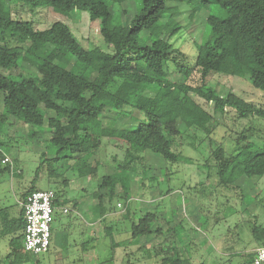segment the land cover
I'll return each mask as SVG.
<instances>
[{"label": "trees", "instance_id": "1", "mask_svg": "<svg viewBox=\"0 0 264 264\" xmlns=\"http://www.w3.org/2000/svg\"><path fill=\"white\" fill-rule=\"evenodd\" d=\"M116 1L126 0H0V70L4 71L0 73L3 103L0 125L8 116L24 126L46 125L48 147L53 155L40 160L35 178L45 173L47 181L55 183L47 188L54 193V215L60 206L76 209V201L66 198L64 187L68 180L57 171L62 159H71L78 175L96 182L98 207L94 219L104 220L118 201L123 202L122 219L135 217L130 211V173L140 176L144 185L145 180L152 181L160 175L151 170V156L164 164L186 163L189 159L174 150L175 138L190 128L203 131L209 138L214 131L213 116L191 95L211 102L214 112H231L236 119L264 117L263 108L233 92L218 94L205 83L212 72L243 77L264 96V0H215L225 11V17L207 16L208 38L198 45L191 68L174 63L185 81L193 69H198L202 82L199 86L170 77L168 65L171 54L177 50L168 41L157 38L143 45L138 41L142 30L154 29L166 0H138L137 13L124 26L113 23L109 2ZM186 2L198 10L209 0ZM13 3L26 4L30 10L48 7L66 14L86 12L89 21L100 20V32L113 50L108 52L96 45L84 47L62 21L38 28L37 22L12 15ZM34 44L37 46L32 51L30 47ZM76 63L83 65L80 73L72 69ZM127 108L143 116L135 126L118 125L122 112H129ZM46 111L54 114L46 116ZM27 133L30 138L39 135L33 129ZM103 138L122 142L124 156L111 170L105 169L98 176ZM2 147L0 141V176L11 173L10 164L2 162ZM209 158L213 159L210 167L216 170L218 185L225 189H234L242 175L249 178L264 175V143L255 141L251 134L240 132L231 151L217 144ZM168 175V170L162 173L166 179ZM34 190L38 189L30 186L24 191L20 203H16V216L9 207H0V233L8 231L14 235L9 241L7 259L17 251L13 241L23 240L21 203ZM234 192L243 200L239 189ZM71 201L72 206H67ZM154 219L153 212L139 214L136 220L132 218L126 243L159 234L160 227L152 225ZM254 228L255 224L252 232ZM111 247L114 250V244ZM144 247L148 249L149 245ZM155 254H162V264H180L178 247L172 244L164 249L159 247ZM254 256V252L247 255L250 264ZM9 264L16 263L9 261Z\"/></svg>", "mask_w": 264, "mask_h": 264}, {"label": "rangeland", "instance_id": "2", "mask_svg": "<svg viewBox=\"0 0 264 264\" xmlns=\"http://www.w3.org/2000/svg\"><path fill=\"white\" fill-rule=\"evenodd\" d=\"M109 7L113 23L124 26L137 13L140 3L138 0L116 1L109 2ZM12 10V15L16 17L37 22L38 28H45L53 21H62L84 47L96 45L108 52L113 50L100 32V20L89 21L86 12L66 14L48 7L30 10L26 4L21 3H13ZM209 14L219 18L226 15L215 0H209L207 5L198 10H193L186 0H166L165 9L154 29L142 30L138 34V41L141 45L157 38L168 41L177 50L171 54L168 65L170 77L185 81L174 63L189 68L193 66L198 45L208 38L206 18ZM36 46L32 45L30 50L33 51ZM72 69L80 73L83 65L76 63ZM3 72L0 70V73ZM185 82L199 86L202 82L198 69H193ZM205 83L218 94L233 92L264 109L262 92L253 87L247 78L212 72L206 77ZM191 96L213 116L214 131L210 138L203 131L190 128L175 138L173 146L175 151L189 161L164 164L157 157L151 156V170H157L160 175L157 174L152 181L145 180L144 185L141 184L140 176L130 173V211L135 216L130 218L136 220L139 214L153 212L155 219L152 225L154 228L160 227L159 234L153 233L133 241L129 239L132 243H126L130 238L131 219L121 218L122 201H118L121 206L116 203L114 210L104 220H99L95 226L89 225L98 207L96 182L90 177L78 175L73 160L62 159L57 165V171L68 180L64 187L66 198L76 201L74 210L78 214L56 212L52 223L55 237L49 250L40 255L24 252L23 240L15 239L13 246L17 251L7 259L5 256L10 253L9 241L14 235L2 231L0 264H9V261L16 264H162V254L156 255L155 251L170 244L178 247L180 264H250L247 255L264 245V175L261 178L242 175L234 189H225L218 185L216 170L210 167L213 159H208V156L217 144L231 151L240 132L251 134L255 141L264 143V117L236 119L231 112H214L211 102L196 95ZM128 110L122 112L118 125L129 123L135 126L143 118L140 112ZM2 111L0 96V113ZM52 114L54 112L46 111V116ZM179 127L184 130L182 125ZM29 129L39 132L38 137L30 138L27 133ZM48 136L46 125L24 126L11 116L0 125L2 150L14 165L13 173L5 172L0 176V207H9L14 216L18 210L16 203L30 186L38 190L55 186V183L47 181L45 173L35 178L40 160L53 155L48 147ZM102 140L105 145L100 151L98 176L103 175L105 169L111 170L124 156L123 143L118 139ZM167 170L169 175L166 179L162 173ZM235 188L239 189L243 200L239 199V194H235ZM72 202L67 206L71 207ZM69 220H72L71 225L64 226V222ZM254 224L255 230L252 232ZM87 227L91 228L92 240L84 234ZM117 242L122 243L117 245ZM146 244L149 245L148 249L144 247ZM260 264H264V261Z\"/></svg>", "mask_w": 264, "mask_h": 264}, {"label": "built area", "instance_id": "3", "mask_svg": "<svg viewBox=\"0 0 264 264\" xmlns=\"http://www.w3.org/2000/svg\"><path fill=\"white\" fill-rule=\"evenodd\" d=\"M2 162H7L11 166L13 173L12 160L5 155ZM54 193L52 190H34L29 193L24 202L21 203L24 210L23 226V251L33 255H40L48 251L51 242V224L54 220L52 200ZM20 203V201H18ZM120 204H118L119 206ZM61 214L69 212L75 213L76 210L66 206L58 207ZM255 256L251 264H260L264 261V247L254 250Z\"/></svg>", "mask_w": 264, "mask_h": 264}, {"label": "crops", "instance_id": "4", "mask_svg": "<svg viewBox=\"0 0 264 264\" xmlns=\"http://www.w3.org/2000/svg\"><path fill=\"white\" fill-rule=\"evenodd\" d=\"M73 213V212H72ZM73 214H75V215H77L78 214V212L76 211L75 213H73ZM55 215H56V213H55ZM55 215H54V219H55ZM78 217V216H77ZM91 217H93V216H91ZM99 220H101L100 218L99 219H94V218H92L91 220H89V225H93L94 224V226H95V224L99 221ZM54 221V220H53ZM71 222H72V220H69V221H66V222H64V226H66V227H68V226H70L71 225ZM53 223V222H52ZM88 228V227H87ZM85 229L84 230V234H85V236L90 240L91 238H92V231H91V228H88V229ZM55 233L56 232H54V230H53V227H52V224H51V242H50V245H51V243H52V241H53V239H54V237H55ZM49 250V249H48Z\"/></svg>", "mask_w": 264, "mask_h": 264}]
</instances>
